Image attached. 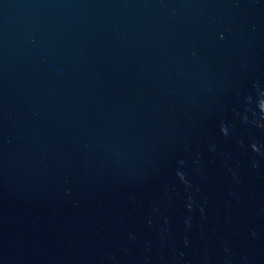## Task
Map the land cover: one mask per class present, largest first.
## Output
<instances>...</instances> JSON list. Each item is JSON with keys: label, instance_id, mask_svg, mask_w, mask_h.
I'll return each instance as SVG.
<instances>
[{"label": "water", "instance_id": "95a60500", "mask_svg": "<svg viewBox=\"0 0 264 264\" xmlns=\"http://www.w3.org/2000/svg\"><path fill=\"white\" fill-rule=\"evenodd\" d=\"M0 264H264V0H0Z\"/></svg>", "mask_w": 264, "mask_h": 264}]
</instances>
